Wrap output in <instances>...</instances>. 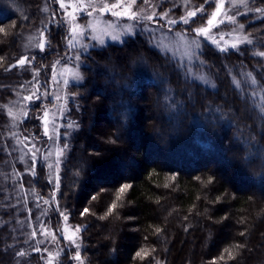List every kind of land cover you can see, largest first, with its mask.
<instances>
[{
  "label": "trees",
  "instance_id": "trees-1",
  "mask_svg": "<svg viewBox=\"0 0 264 264\" xmlns=\"http://www.w3.org/2000/svg\"><path fill=\"white\" fill-rule=\"evenodd\" d=\"M191 1L204 12L175 27L194 34L191 29L205 25L216 5L215 0ZM41 5L42 0H0V264H46L50 254L42 246L29 253L36 245L24 243L29 228L21 225L24 205L13 175L22 166L11 173L8 165L14 154L4 107L31 79L30 71L16 64L21 34L40 23ZM249 7L264 8V0H251ZM238 21L254 39L252 45L226 52L202 46L203 68L215 89L188 77L176 59L142 34L83 56L84 83L72 87L79 104L73 103L70 112L79 127L59 188L49 183L43 164L22 184L52 198L51 219L57 225L61 210L63 218L82 228L87 264H264V119L254 107L259 97L250 95L253 87L264 89V58L255 55L264 51V17L250 13ZM66 32L51 28L53 48L38 56L39 63L68 51ZM249 72L256 86L245 83ZM233 77L243 92L234 87ZM217 106L227 118H219ZM33 114L31 109L21 124L23 135L41 129ZM188 238L193 247L186 254L182 247ZM21 250L23 257L16 255ZM58 256L68 264L72 254L55 252V263Z\"/></svg>",
  "mask_w": 264,
  "mask_h": 264
},
{
  "label": "rangeland",
  "instance_id": "rangeland-1",
  "mask_svg": "<svg viewBox=\"0 0 264 264\" xmlns=\"http://www.w3.org/2000/svg\"><path fill=\"white\" fill-rule=\"evenodd\" d=\"M107 2L111 4L115 3L116 0H107ZM85 3H87V0H85ZM223 3L224 8L222 10V14L218 16L216 21L214 22L215 26H212L210 28V31L206 35L197 36L195 33L189 34L187 31L177 29L175 27L183 23H177L176 25L172 26L170 31L168 26L166 25V21L162 19L155 21L135 22L128 19L126 16L116 17L112 15L113 11H122L123 9H111L109 11H105L104 13H99L97 11L93 12L92 16L89 17L87 16V12L91 11V8L78 7L77 0H64V8L60 7V4L57 3V0H42L40 11L42 20L37 26H34L31 29L24 30L21 34V57L27 56L31 60V63H26L24 66H19L16 64L19 69H22L23 71H30L31 79L28 81L25 80L23 82L22 85L24 87L22 88L20 86L17 91L14 92V96L10 98L9 102L6 104L7 108L5 107L12 129L10 132L12 144L9 150L10 154L13 153L15 157L9 158L8 165L11 166V173L12 168H17L16 165L20 164L22 166V169L15 170L13 175L17 177V182L18 180L20 181L16 186V196L19 198L18 202L21 205H24L22 208L25 212V219H23L21 225L25 226L26 224L29 228L27 240H25L24 243L30 246L32 244L31 241H34L33 244L36 245L33 250L28 251L29 253L38 252L35 251V249H37L38 246H42V248L44 247L46 253H50L48 256L44 257L46 264H63V259H61V256L56 257L57 263H55V261L52 259V255L55 252L56 254L62 256L65 254H72L71 260L68 262V264H81V261L83 262V264H87L85 257L82 255V228L80 226L72 225L67 219L63 218V215H61V210L57 211L56 214V219L57 221H59L57 225L55 223L56 220H54L53 218L51 219L54 210L51 204L52 198L41 197L37 191L31 189L29 186H24L22 184L24 176L28 174L32 175V173L28 171L32 161L27 156L21 159L22 152L20 151V147L17 145L16 138L12 136V133H16L21 139L23 138V136H31L32 143H35L37 147L40 148V153L37 154L38 160L35 169L39 164H43L44 166H46L47 163H51L55 159V157H52L47 161L43 159V155L48 151L49 148L55 151L58 146H62L65 142L68 143L70 148L72 146L70 144V141L77 131V128L69 129L64 127V125H66L70 121H75L77 123L76 120L70 117V112L73 103L77 102L76 105L79 104L78 96H73L71 95V93H73L72 87L79 86L84 83L83 67L85 64L83 56L87 54L92 48L105 46L112 43L121 44L128 37L135 36L137 34H142L149 37L155 47H157L163 53L169 54L174 59H176L184 71L186 68H191L193 72L204 73L211 80H213L212 77L208 74L207 70L205 71V69L203 68V64H201V61H203L201 58L202 46L206 43L218 48L216 43H213V40L219 43L220 46L228 48V50L233 49L231 48V44L233 43H237L238 48L252 45L254 43V39L252 38V36L245 32L244 28H239V25L241 23H239L238 19L241 15H247L250 13L258 15V17H264V12L257 13L254 10L255 8L253 9L249 7L248 3L247 7L239 8L240 14L235 16L236 23H229L226 20V16L234 15L237 12V9L233 6L234 0H223ZM97 6H99V0ZM138 8H143L148 14L156 12L157 15H159V13L161 12H166L168 14L167 19L179 20L180 17L186 16V13L189 10H194L197 7L192 3L191 0H149L148 4H143L142 0H137V5L133 7V10L135 11ZM178 11L180 12L178 13ZM73 17L75 19H73ZM210 17L211 14L209 15V18ZM221 20H224L225 22L221 23ZM90 21L94 25L99 22V27L101 28L104 27L105 22H111L113 25L117 26L133 25V33L130 35L122 36L120 41H113L108 36H104V45H100L97 43V41L90 39V35L92 34L91 32H88L84 36L80 37L79 39L81 43H86L89 45L86 51H81L82 63H80L78 70L83 76V79L80 81L71 80L70 83L65 87L62 81L64 79H70V74L65 71L64 66L65 64H67L68 67L71 68L76 64L75 61L69 60L65 56V54L67 53V56L71 57L75 54V51L79 50V48L76 50H70L68 47V42L65 40V45L68 51H66V53L62 57H54V59L46 61V63H39L38 61L41 59L38 58V56L44 57L45 53L48 50L51 51L53 48V46L52 48L46 46L45 50L41 51L36 47V45L41 40L40 33L43 31L44 38L46 40H49L48 33L50 32L51 28L62 27L66 29L67 36L69 34V28L73 27L74 25H87ZM145 27L151 29V31H144ZM201 27H208V25L206 23ZM233 29H235V32L232 31ZM117 30H119V28ZM177 33H183V39L177 36ZM221 36H223V39H221ZM242 36H248V38L252 40V44L240 42L239 37ZM30 38L32 39L30 40ZM193 39L197 41V43L199 44V48L191 44V41ZM92 45L95 46L93 47ZM190 56L191 59H189ZM32 57H35V59L32 60ZM58 60L60 61V63H55ZM53 65H55V68H53ZM36 69L39 70V75H36ZM34 76L36 77L35 79H33ZM37 88L39 89V92H36ZM33 92H36V95L40 98L37 99L33 97L31 101L24 100V97L30 95ZM45 92H47V95H43ZM57 96H60L61 99L57 100ZM19 107H24V109L28 112L27 118L23 121L29 119L31 109L34 110L32 121L35 122L34 125L37 124L39 128H41L40 130L37 128H33L34 135H23L21 133L22 123L14 121L13 117L8 115V108H12L13 112L15 113L17 112V109ZM61 107L66 108V111L62 114V118L61 114L58 111V109ZM44 109H47L49 111V120H51L53 116L56 117L55 122L57 126H59V139L55 143H53L52 140H49L48 137L44 135V122L41 119H37V117L43 116ZM48 127L49 134L51 135L52 125L49 124ZM37 133H39V135H37ZM65 133H67V135H65ZM98 139L102 143V145H104V141H102L100 137H98ZM67 153L68 152L66 151L65 157L62 159V162L59 165V177H61L62 175V165L64 159L67 156ZM51 179V184L56 186L55 172H53ZM44 201H48V203H44ZM42 212L46 214L42 215ZM45 216H47V220ZM77 227L79 228V231H76ZM58 229L60 232L58 231ZM33 230L36 231V236L34 238L30 235ZM42 232L44 234H41ZM66 237H72L73 239L69 240ZM188 240L189 238L186 239L182 247V251H184L186 254H188L193 247V243H190ZM77 252H79L81 258L79 261L75 259V255Z\"/></svg>",
  "mask_w": 264,
  "mask_h": 264
},
{
  "label": "snow or ice",
  "instance_id": "snow-or-ice-1",
  "mask_svg": "<svg viewBox=\"0 0 264 264\" xmlns=\"http://www.w3.org/2000/svg\"><path fill=\"white\" fill-rule=\"evenodd\" d=\"M212 2V0H205V3H209ZM251 0H234L233 6L237 9V12L234 15H227L226 16V20L229 23H236V19L235 16L239 15V8L241 7H247L248 3H250ZM57 3L60 4L61 8L65 7L64 4V0H57ZM143 4H148L149 0H142ZM77 5L80 8H91V11L87 12V16L91 17L93 12H99V13H104L105 11H109L111 9H123L122 11H113L112 15L116 16V17H127L130 20H133L135 22H139V21H155V20H165L166 21V25L168 26L169 30L171 31V27L176 25L177 23H183L185 25L189 24L190 22H194L192 20V18L197 16V13H203L204 12V8L203 6H199L194 10H189L186 13V16H182L180 17L179 20L176 19H167V13L166 12H161L159 13V15H157L156 12H152L151 14H148L145 12V10L143 8H138L137 10H133V7L135 5H137V0H116L115 3H111L109 4L107 2V0H99V6L98 5V0H87V3H85V0H77ZM215 9L213 10V12L211 13V17L207 20V25L208 27H199V28H193L191 29L192 32H194L197 36L199 35H206L209 31L210 28L212 26H215L214 22L216 21L217 17L220 16L222 14V10L224 8V3L223 0H215ZM257 13H261L264 12V9L260 8V7H256L254 9ZM73 19H75L73 17ZM224 20H221V23H224ZM119 28V30H117ZM240 29L244 28L243 24L239 25ZM79 29V31H78ZM144 31H151V29H148L147 27H145ZM233 32H235V29L232 30ZM0 32H4V29L2 27H0ZM88 32H91L92 34L90 35V39L97 41L98 44L100 45H104L105 41L103 39L104 36H108L111 40L113 41H120L122 36H126V35H130L133 33V25H123V26H117V25H113L111 22H105L104 23V27H99V22H97V24H93L91 21L87 24V25H74L73 27L69 28V34L67 36H65L63 39L66 40L68 42V47L70 50H76L79 48V50L75 51V54L71 57L67 56V53L65 54V56L69 59V60H73L76 62V64L69 68L67 64H65V71L68 72L70 74V79H64L62 81L63 85L66 87L71 80H76V81H80L83 79V76L81 75V73L79 72V65L80 63H82L81 60V51H86L87 48L89 47L88 44L86 43H81L80 41V37L84 36L85 34H87ZM183 33H177V36H179L181 39H183ZM41 36V40L40 42L36 45V47L41 50L44 51L46 46L47 47H51V41L50 40H46L44 38V33L43 31L40 33ZM32 38H30L31 40ZM221 39H223V36H221ZM240 42L242 43H247V44H252V40L248 38V36H242L239 37ZM213 43H216L217 47L219 48L220 51L222 52H226L228 51V48L226 47H222L220 46L219 43H217L215 40H213ZM192 45H195V47L199 48V44L197 43L196 40H192L191 41ZM93 47L95 45H92ZM231 48L236 49L238 48V44L237 43H233L231 44ZM255 55H258L259 57L264 58V51H259L257 53H255ZM0 59H2V57H0ZM32 60L35 59V57L31 58ZM189 59H191V56L189 57ZM30 64L31 60L27 57H21L18 61H17V65L19 66H24L25 64ZM55 63L59 64L60 61H56ZM204 61H201V64H203ZM14 66V65H13ZM10 66V67H13ZM53 68H55V65H53ZM36 75H39V70L36 69L35 70ZM185 72L187 74L188 77H191L193 80H197L202 82L203 84L207 85L210 88L215 89L216 88V84L213 80H211L206 74L204 73H196L193 72L191 68H186ZM246 76L248 77V80L245 81V83H249L251 86H256L258 84L257 79L253 76V74L251 72L247 73ZM36 77L34 76L33 79H35ZM38 83V81H37ZM232 83L234 85V87L236 89H238L239 91L243 92L244 88L241 84V81L236 79L235 77H233L232 79ZM21 87L23 88L24 86L21 85ZM36 92H39V89H36ZM36 92L31 93L30 95L24 97V100H28L31 101L33 99V97L39 99L40 97L36 95ZM264 89H261L259 92L257 91V89L255 87L252 88V91L250 93V95L253 97V99L255 100L257 97H259V103L255 104L254 107L256 110H258L260 117L262 119H264ZM78 93H71V95L75 96ZM43 95H47V92H45ZM57 100H60L61 97L57 96L56 97ZM4 107L7 108V105H4ZM59 113L61 114V118H62V114L66 111L65 107H61L58 109ZM216 111L219 113V118L220 119H225L228 116V112H226L224 110V108L217 106ZM229 111H231L229 109ZM8 115L13 117L14 121L18 122V123H23V120L27 118L28 116V112L24 109V107H19L17 109V112H13L12 108H8ZM49 117V111L47 109H44L43 112V116L42 117H37V119H41L44 122V135L48 137L49 140H52L53 143H55L58 139H59V132H58V127L55 120L56 117L53 116V118L51 120L48 119ZM51 124L52 125V134H49V127L48 125ZM15 126V123H14ZM64 127L69 128V129H74L79 127L78 124H76L75 121H70L69 123H67L66 125H64ZM65 135H67V133H65ZM12 136L16 138L17 140V145L20 147V151L22 152V156L21 159H23L25 156L29 157L32 161L31 166L29 167L28 171L32 174H35V167L37 165V160H38V153H40V148L37 147V145L35 143H32V138L31 136H23V138L21 139L16 133H12ZM113 143H115V141H112ZM69 145L67 142H65L62 146H58L56 148L55 151H53L51 148L48 149V151L43 155V159L45 161L51 159L52 157H55V159L51 162V163H47L46 166L49 169V183H52V174L53 172L56 173V187L57 189L59 188V181H60V177H59V165L62 162V159L65 157V153L68 150ZM79 171H77L76 175L79 176ZM211 179L209 180V183H211ZM128 185H124L121 187V189L119 190L120 192H123L125 190V188H127ZM93 199H95V197H93ZM44 203H48V201H44ZM59 206L57 205V208ZM115 208V204H113L110 208V211L112 209ZM88 209L85 208L84 212L81 213V215H83L84 213H87ZM42 215L46 214L44 212L41 213ZM61 215H63V213H61ZM65 219H67V217L65 216ZM76 231H79V228L77 227ZM41 234H44L43 232ZM31 237H35L36 236V231L33 230V232L30 234ZM241 235H243V233H241ZM69 240H72V237H66ZM74 242V241H73ZM39 243V241H38ZM246 247L245 245H241V244H237L235 245V248H244ZM40 249H35V251H39ZM225 252L228 253L229 258H235L232 254V251L230 249H225ZM17 256H25L26 253L21 250L19 252L16 253ZM137 256H140L141 253L138 252L136 254ZM224 257L221 256L220 259H223ZM75 259L76 260H80V254L79 252L76 253L75 255ZM81 264H83V262L81 261Z\"/></svg>",
  "mask_w": 264,
  "mask_h": 264
}]
</instances>
